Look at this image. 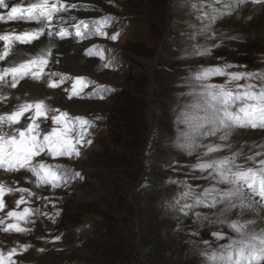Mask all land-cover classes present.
<instances>
[{
  "label": "rangeland",
  "instance_id": "374dc122",
  "mask_svg": "<svg viewBox=\"0 0 264 264\" xmlns=\"http://www.w3.org/2000/svg\"><path fill=\"white\" fill-rule=\"evenodd\" d=\"M76 5L97 15L85 17L87 19L82 21L88 28L80 25V31L84 39H100L85 48L84 56L86 60L100 62L97 70L106 80L95 81L86 76H77L81 78L77 80V77L60 75L58 86L64 91L71 86L72 91L79 93L73 95L75 100L89 103L91 107L77 115L65 111L70 138L74 143L82 138L84 143L83 146L76 143L80 155L70 159L68 168L64 166L67 172L58 171V176L68 177L67 183L61 180V186L55 188L51 183L46 184L53 187V192L38 196L39 206L36 210L30 208L32 220L46 221L49 225H45L48 227L45 230L40 226L41 233L36 230V224L27 228L30 229L27 233L38 232V236H32L33 242H28L35 243L31 252L44 256L42 261L35 259L31 264H97L100 252L107 246L112 249L108 251L112 258L114 247L122 251L123 258L116 253L110 264H144L143 259L147 264H210L206 254L219 253L221 246L233 241L236 242L231 249L233 259L240 258L238 249L243 247L241 264H264V259L251 255L253 249L259 250L257 241L235 236L229 228L212 223L208 216L216 207L210 206L212 196L198 192L212 180L208 169L198 167L205 160L193 149L174 143L180 134L203 131L198 117L202 118V126L203 121L211 118L205 104L194 105L196 99L205 102V97L200 95L202 84L228 81L227 76H210L204 81L197 77L205 70L220 68L229 73L257 74L260 71L251 81H264V72L259 70L264 63V45L243 43L242 38L227 40L221 32L215 31L211 26L218 21L221 9L213 0H88ZM170 15L173 19L168 24ZM109 16L112 19H106ZM97 28L107 36L88 34L95 33ZM67 30L71 33L69 28ZM206 31L211 35L203 37L208 41L204 45L198 36ZM116 33H119L116 41L108 39ZM71 36L72 40H83L75 32L68 37ZM89 48L93 53H102L103 58L98 54L87 55ZM152 59H156V67L150 73L154 66H150ZM109 62L111 66L105 67ZM54 64L59 65L60 61ZM250 77L231 81L227 87L247 86ZM150 83L154 86L151 91ZM251 90L256 92L259 86ZM151 95L152 126L149 129L146 115ZM123 113L131 118L134 128L138 127L140 119L145 123L144 143L139 152L134 150L135 137L123 148L114 146L116 140H124L119 120ZM76 117L81 119H74ZM232 151L224 152L231 156ZM112 152H116L119 159L107 162ZM221 152V149L204 152V157ZM164 154L170 159H162ZM75 172L81 173L84 179H71ZM141 181L142 187L130 198ZM220 182L218 189L225 188ZM186 192L190 195L185 196ZM255 193L264 201L258 191ZM197 197L203 203L197 205ZM88 227V232L83 231ZM48 238L50 243H46ZM245 240H253L255 245ZM138 244L147 251L142 253Z\"/></svg>",
  "mask_w": 264,
  "mask_h": 264
},
{
  "label": "bare ground",
  "instance_id": "6f19581e",
  "mask_svg": "<svg viewBox=\"0 0 264 264\" xmlns=\"http://www.w3.org/2000/svg\"><path fill=\"white\" fill-rule=\"evenodd\" d=\"M85 1L88 0H60V2L65 5L77 4L79 2ZM213 1L217 2V8L221 9L218 13V21L214 23L213 26H211L215 31L221 32L222 36H226L227 40L229 38H242L243 43L253 42L258 45H264V0H259V2H257V0ZM34 2H36V0H5V3L9 5V8H0V13L6 15L7 11L10 10V7L14 3H20L26 6L28 3ZM97 3H99V1ZM88 16L96 17L97 15L89 11L87 12L80 7L69 8L67 12H61L56 18L58 21L59 18L62 17L63 20L66 21V23L62 25L57 24V30L59 27H64L66 29L69 28L72 34L76 32L75 25L79 24L80 21L87 19L85 17ZM73 17L75 18V20L72 19ZM89 19L92 20L93 18L89 17ZM172 19L173 16L170 15L168 17V24L172 21ZM38 26L39 25L36 21H0V34H3V32L10 31L12 29H15L17 32H19L25 29L36 28ZM207 34L208 36L211 35L206 31L205 34H200L198 36V39L204 45L208 44L206 38H203ZM164 36L165 38L167 36L166 28L164 30ZM71 38H73V36L60 39L58 37L49 38L45 35L41 36L40 40L34 41L31 45H20L17 42L13 45V49H21L23 53H26L27 56L30 57L39 53L41 49H46L51 43L53 45L52 57H54L55 59L50 60L49 65L45 68V72L58 73L59 75L51 77V80L57 82V84L60 75L62 74L72 76V79L73 77L77 76H86L95 81L106 80L105 75L97 70L98 67H100V62L93 59L86 60L84 56L85 48L91 43L99 42L100 39H98V37H94L91 39L89 38L83 39L81 41H75ZM3 44L4 42L0 41V51L3 50ZM22 58L24 57L15 56L13 53L8 57V61H12L15 59L17 62H19ZM56 59L60 61L59 65L54 64ZM258 59H261V57L258 56ZM154 60L155 59H152L150 61V66L155 64ZM8 66H10L8 62H0V68ZM259 70L264 72V63ZM257 74H260V71H257ZM252 78L253 75L249 79H247V82L249 85L259 86V90H257L256 92H259L260 89H264V81L261 80L260 82V79L258 82L251 81ZM8 79H10V77ZM47 80L48 77H45L41 81H33L31 79H28L26 84L24 81L21 82V84L24 85L23 88H21L20 85H18L15 89L10 88L6 85L0 86V96H4L7 98L6 100H0V115L10 113L11 111H14L19 104H22L26 101L31 102L34 99L47 100L45 101V103L50 109H59V112L68 111L72 115L83 113L87 108L91 107L89 103L75 100L76 96L72 95L73 91L71 89V86H68L65 91L61 86H58L57 88H49L46 82ZM239 83L240 82H235L234 84ZM70 96L71 98H69ZM202 104H205L202 99L195 100V107H199ZM50 105H52L53 107H51ZM208 110L211 118H207L205 122L203 121V126L200 124V120H202V118H197L200 127H202L200 128V130L203 129V131H200L197 134H180V136L174 141V143L178 145L194 144L196 146L193 149L194 153L202 157L205 162L220 161L228 158L230 161L229 169L231 168L234 173L239 169L241 171H247L248 168L259 171L262 167L260 161L264 160V129H260L262 127L259 126L256 128H252L249 125L242 128L232 127L229 129L218 130V124L216 123L214 113L211 108H208ZM59 112L49 111L48 116L51 117L53 114L59 115ZM26 123L27 121L22 118L20 124L26 126ZM257 124L259 125V123ZM19 126L20 125H13L12 128H10L8 124L5 123L2 127L3 131L10 132L15 127ZM52 126L53 124L51 119H48L44 123H40V129L42 131H50ZM63 126L64 125H60V127ZM209 130L216 131V135H206ZM224 135H226L227 138L223 140L220 139V137ZM209 147L218 148L219 150L221 149L222 152L213 154L211 156H208V158H205L204 152H208ZM227 149L233 150L231 156L229 153V155H226L227 152H224ZM250 157L251 159H249ZM36 160L38 161L39 158H36ZM70 161L71 160L67 158H63L58 161L50 159L49 156L45 157L44 159V163L46 164L63 165L67 168L69 167V165H71L69 164L71 163ZM63 162H65L66 164H63ZM237 165H239L240 167L238 168ZM208 170L209 176V172L212 170ZM212 174L213 176L216 175L215 172H213ZM218 182H220L218 181V179H212L210 183L198 189V192L204 193L205 189L211 188L218 189ZM0 183H3L6 188H25L28 189L29 192L35 194L30 195L29 192L22 193L20 191L5 192V195L3 197L5 208L0 211V219L4 220V224H0V252L7 256V253L12 248H15L17 250V254L11 258L13 261H15V264H31V261H35V259L42 261L44 256H36V254L31 252L30 250L35 245V243L28 242H33L31 241L32 236H38V232L41 233L43 228L40 226L45 227L46 224L48 225L46 221H39L37 219L34 221L31 219L33 218V216L31 215L27 216L24 221H20V225L26 229L35 226L36 224L35 228L38 232L35 231L33 233H16L15 231L5 232L2 229L7 227L9 223L17 222L15 218L7 217L8 211L16 210L22 212L25 207L36 210V206H39L40 204L37 197L40 195L51 194L53 192V187H51L50 185L46 186V184H41L39 187H37V177L26 169H22L20 172H8L4 169H0ZM220 183L225 185V188L222 187V189L231 187L229 184H227V182L222 181ZM207 195H211V200L213 201V197L217 194L214 192H210ZM21 196L24 197L25 203L17 207L16 201L19 200ZM218 198L219 197H217V199ZM228 204H234L235 207L231 208L230 211L221 214L222 210ZM215 206L216 207L214 208V211L208 213L209 218H211L212 223L215 226L227 227L233 232L235 236L238 237L240 236L244 238H253L258 242V245H256L257 249L264 248V244H261V240L264 239V201L260 199L255 192L251 191V189L247 188L246 186H242L241 195L232 198L230 201H222L220 203H217ZM233 222H236L238 225L244 226L240 232H236L231 227V224ZM45 229H48V227H45L44 230ZM245 241L249 242L253 246L255 245V241L253 240ZM46 243H50L49 238L46 239ZM21 246L30 247H28L25 251Z\"/></svg>",
  "mask_w": 264,
  "mask_h": 264
},
{
  "label": "snow or ice",
  "instance_id": "6c2138e0",
  "mask_svg": "<svg viewBox=\"0 0 264 264\" xmlns=\"http://www.w3.org/2000/svg\"><path fill=\"white\" fill-rule=\"evenodd\" d=\"M259 2V0H257ZM76 4L65 5L60 2V0H36L34 3H28L26 6L20 3H14L7 11V14L0 13V21H16V22H29L36 21L38 27L32 29H25L23 31L17 32L15 29L10 31H5L0 34V41H3V50L0 51V62H8L10 66L0 68V86H8L10 88H17L18 85L21 88L24 87L21 84L22 81L27 83L28 79L33 81H41L45 77H48L46 81L49 88H57V82L51 80L52 76L59 75L55 72H45V68L49 65L50 60L55 59L52 57L53 45L50 43L46 49H41L39 53L33 56H27L23 53L21 49H13V45L17 42L20 45H31L34 41L40 40L41 36H47L49 38L58 37L64 39L71 35L69 31L64 27H59L57 30V24H64L66 21L62 17L57 21V17L61 12H67L69 8H76ZM0 8L8 9L9 5L5 3V0H0ZM72 19H75L74 17ZM106 19H112L111 16ZM80 25H83L85 29L88 28V24L84 21H80L79 24L75 25L76 32L75 35L84 39L80 31ZM89 35L99 34L102 36H107V33L101 32L99 28L96 29L95 33L89 32ZM119 33L113 34L108 39L111 41H116L118 39ZM111 51V50H109ZM15 56H23L19 62L15 59L8 61L10 54ZM98 54L103 58L102 53H93V50L89 48L87 50V55L91 56ZM206 54V53H203ZM114 59V58H113ZM55 62H59L56 59ZM105 67H110L111 62L104 65ZM226 67H231L227 65ZM255 75V73H243V72H233L229 73L220 68H215L211 70H205L201 75L197 77L198 80H207L210 76H227L228 81L225 84H202L203 91L200 93L205 97V110L211 108L216 123L219 129H229L232 127H246L251 126L252 128L262 127L264 128V89L259 92L252 91L253 85H238L235 89H229L227 84L234 80H240L248 76ZM10 77V79H8ZM65 77H61L63 80ZM77 77V80H80ZM75 87V86H74ZM245 89L241 91L240 89ZM72 95H79V93L73 91ZM71 98V96L69 97ZM4 96H0V100H6ZM19 99V98H17ZM59 112V109H50L44 99H34L31 102H24L19 104L14 111L10 113H5L0 115V169H4L8 172H20L22 169L30 171L34 176L37 177V187L41 184L51 183L52 186L60 187L62 180L64 184L67 183L68 177L58 176V171L64 169L63 165H52L44 163V159L47 156L52 158L56 157H68L69 159L73 157H78L80 155L79 148L76 143L83 146L84 141L79 139L74 143V140L70 138V128L65 121L68 116L67 112H59V115L53 114L51 117L48 116V112ZM31 113V114H29ZM27 121L26 126L20 124L21 119ZM48 119H51L53 126L50 131H42L40 129V123H44ZM80 120V117L74 118ZM259 121V125L257 124ZM7 123L10 128L13 125H20L15 127L10 132L3 131V125ZM60 125H64L60 127ZM47 127V125H46ZM206 135H216V131L209 130ZM42 137V138H41ZM82 137V134H81ZM227 136H221L220 139H226ZM92 141H87V144H91ZM180 147H188L189 149H194L196 146L194 144L190 145H180ZM218 148H208V152L218 151ZM259 155V154H258ZM36 158H39L37 161ZM251 159V157L249 158ZM230 163L228 158L220 161L205 162L198 165L201 170L210 169L209 176L212 179H218V181L227 182L231 187L226 189H205L204 195L214 192L217 195L213 197L212 204L210 206L215 207L217 203L222 201H230L232 198L242 194V186H246L253 192H257L260 197L264 198V160L260 161L261 169L259 171L252 168H248L247 171H237L232 173L230 169H226V165ZM239 168L240 166L237 165ZM56 170H53V169ZM213 172L216 173L213 176ZM79 178L81 180L84 177L79 172H75L71 179ZM258 185V188H257ZM20 191L29 192L28 189L19 188L11 189L6 188L3 183H0V211L5 208L4 195L5 192ZM30 195H35L29 192ZM185 196L190 195V193H184ZM217 197H219L217 199ZM39 199V197H37ZM44 199H47L45 197ZM24 197L21 196L19 200L16 201L17 207L24 204ZM195 203L198 205L203 203L202 199L197 197ZM243 206V205H242ZM250 206V205H249ZM186 208L192 207V205H185ZM234 204H228L221 212H228L231 208H234ZM183 211V209H181ZM32 210L25 207L22 212L12 210L7 212V217L15 218L17 222L9 223L7 227L2 230L5 232L15 231L16 233H25L30 231L22 227L19 221H24L27 216L31 214ZM186 214V213H185ZM199 215V214H198ZM0 224H4V220L0 219ZM231 227L236 231L240 232L244 227L243 225H238L236 222L231 224ZM217 236V233H213ZM55 239H59L56 237ZM207 244V241H205ZM236 242L233 241L232 244L227 246H221L219 253H212L211 255L206 254L207 261L210 264H241V259L244 257V248L238 249L239 257L238 259H233L232 256V245ZM261 244H264V239L261 240ZM25 251L30 246H21ZM17 254V250L12 248L5 256L0 252V264H15L11 258ZM251 255L253 257H258L259 259H264V248L259 250L253 249Z\"/></svg>",
  "mask_w": 264,
  "mask_h": 264
},
{
  "label": "trees",
  "instance_id": "16d2710c",
  "mask_svg": "<svg viewBox=\"0 0 264 264\" xmlns=\"http://www.w3.org/2000/svg\"><path fill=\"white\" fill-rule=\"evenodd\" d=\"M121 104H122V102H121ZM119 105H120V102H119ZM119 120H120L121 124L123 125V130H121V133L124 136V140L123 139L122 140H116L115 142H113L114 143V146L116 145L115 147H120V148L122 147L123 148L124 144L126 145V144H128V141H131L132 140L130 138L135 137V140H134V142H135L134 143L135 144L134 145V150H137L139 152L142 144L144 143V132H145L144 130L146 129L145 123H143V120L140 119V124L138 125V127H136V128L132 127L131 125H132L133 121L131 120V118H129L127 116L126 113L125 114L123 113V117L120 118ZM136 124H138V122H136ZM126 138L128 140H126ZM116 152H112V154L108 157L107 162L110 161V160H112V159H113L114 162H116L119 159L117 157ZM136 155L137 154H135L134 156H136ZM105 156H107V153L105 154ZM103 157H104V154L102 155V158ZM165 158L167 160L170 159L169 158V155H167V154H164L162 156V159H165ZM147 178H146V181H147ZM168 198L169 197H167V199ZM88 229H89V227L86 228V229H84L83 231L88 232L89 231ZM148 237H150V235H148ZM147 241L149 243L152 242L150 238ZM151 247H154L152 243H151ZM110 249H111V247H108V246L107 247H103L102 252H100V258H99V260H97V264H110V262H114V258H115V254L116 253H118L120 259L123 258L122 257V251H120V249H115V247L113 249V250H115V252H113L115 254H112V255H114V258H112V256L108 252V251H110ZM111 258H112V260H111Z\"/></svg>",
  "mask_w": 264,
  "mask_h": 264
},
{
  "label": "water",
  "instance_id": "95a60500",
  "mask_svg": "<svg viewBox=\"0 0 264 264\" xmlns=\"http://www.w3.org/2000/svg\"><path fill=\"white\" fill-rule=\"evenodd\" d=\"M160 50V49H159ZM159 50L157 51V53H156V57L158 56V54H159ZM155 61V64H154V66H153V68L150 70V73L155 69V67H156V59L154 60ZM150 81L152 82L153 80H152V78L150 79ZM154 86H153V84L152 83H150V91H151V89L153 88ZM152 98H153V96L151 95L150 96V98L148 99V106H149V109H148V112H147V123H148V125H149V129L151 128V126H152V121H151V113H152V104H151V101H152ZM144 171V170H143ZM144 179V178H143ZM142 185H143V181H141V183L140 184H138V185H136V187L132 190V192L130 193V198H131V196L133 195V193H135L137 190H139L141 187H142ZM138 248L139 249H141V252L142 253H144V252H146L147 250L146 249H142L141 248V246L138 244ZM143 263L144 264H147V262H146V259H143Z\"/></svg>",
  "mask_w": 264,
  "mask_h": 264
}]
</instances>
